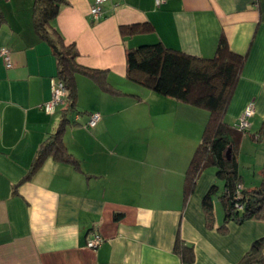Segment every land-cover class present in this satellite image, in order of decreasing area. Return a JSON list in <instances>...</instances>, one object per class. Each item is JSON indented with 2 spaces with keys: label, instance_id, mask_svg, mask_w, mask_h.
<instances>
[{
  "label": "crops",
  "instance_id": "crops-1",
  "mask_svg": "<svg viewBox=\"0 0 264 264\" xmlns=\"http://www.w3.org/2000/svg\"><path fill=\"white\" fill-rule=\"evenodd\" d=\"M66 1L54 27L76 45L79 64L106 71L121 94L77 75L78 114L70 116L77 124L67 126L63 140L78 166L49 157L20 184L67 104L54 115L43 109L58 64L35 30L34 0H0V264H237L264 237V223H231L227 234L207 228L202 201L217 182L214 168L184 203L208 111L129 80L127 51L162 43L210 59L224 34L232 51L247 55L226 117L239 156L245 135L264 121V0H165L160 7L155 0H109L98 21L91 15L96 0ZM142 24L152 29L122 33ZM3 48L11 50V69ZM250 104L256 114L242 132L236 126ZM94 113L102 118L88 128ZM258 150L264 164V146ZM96 235L103 242L91 249ZM178 239L193 247L192 263L176 252Z\"/></svg>",
  "mask_w": 264,
  "mask_h": 264
},
{
  "label": "trees",
  "instance_id": "trees-1",
  "mask_svg": "<svg viewBox=\"0 0 264 264\" xmlns=\"http://www.w3.org/2000/svg\"><path fill=\"white\" fill-rule=\"evenodd\" d=\"M66 4V0H34L35 30L50 45L57 59V78L65 84L68 96L67 108L59 128L41 147L33 166L20 184L29 180L49 157L78 166L77 159L67 151L63 140L67 126L77 124L70 119L71 115L78 114L77 75L87 76L110 95L121 94L120 90L110 84L106 71L81 66L76 45L65 43L54 27L61 7ZM150 29L152 27L149 24L131 25L122 27V33L130 36ZM246 61L247 55L231 50L224 34L219 39L215 56L210 59L191 56L167 48L162 43L143 45L127 51L129 80L162 96L208 111L209 119L200 145L186 171L184 203L195 193L203 173L214 168L216 179L223 183V189L221 191L216 182L204 196L202 206L207 228L221 234L229 232L231 223H264V165L260 185L245 187L239 171V150L232 140L234 128L226 122L227 111ZM250 136L257 142L264 143V121L260 129ZM217 203L224 212V221L220 227L216 226ZM176 252L185 263L194 261L193 247L186 246L180 239L176 242ZM237 264H264V237L257 239Z\"/></svg>",
  "mask_w": 264,
  "mask_h": 264
},
{
  "label": "built area",
  "instance_id": "built-area-1",
  "mask_svg": "<svg viewBox=\"0 0 264 264\" xmlns=\"http://www.w3.org/2000/svg\"><path fill=\"white\" fill-rule=\"evenodd\" d=\"M109 0H96L94 6L91 9V15L94 21H98L103 17V5H105ZM165 0H155L157 7L162 6ZM1 56L8 69L13 67L11 60V50L9 48H3L1 51ZM68 96V91L65 84L58 78L52 82V99L44 104L43 109L49 115L56 114L59 107L66 105ZM256 110L254 104H250L244 111L237 128L240 131H248L251 127V119L255 116ZM102 116L100 113L91 114L89 117V122L86 125L88 128L95 127L101 120ZM241 188V187H240ZM241 208V207H240ZM103 242L101 236L96 235L93 240L88 242V247L91 249H96Z\"/></svg>",
  "mask_w": 264,
  "mask_h": 264
},
{
  "label": "rangeland",
  "instance_id": "rangeland-1",
  "mask_svg": "<svg viewBox=\"0 0 264 264\" xmlns=\"http://www.w3.org/2000/svg\"><path fill=\"white\" fill-rule=\"evenodd\" d=\"M245 138H247L248 141L247 143H243L242 150H240L239 166L241 176L243 177V184L248 188H252L256 187V185H260L262 181L261 172L264 164H262L263 162H261V153L258 149L260 148V146H264V143L257 142L248 134L245 135ZM217 184L222 191L223 183L217 181ZM217 208L218 212L223 214L221 212L223 210L220 204H218Z\"/></svg>",
  "mask_w": 264,
  "mask_h": 264
}]
</instances>
